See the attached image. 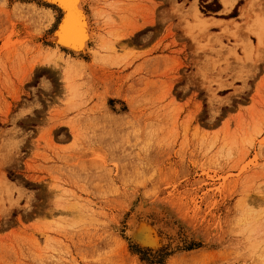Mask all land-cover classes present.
I'll use <instances>...</instances> for the list:
<instances>
[{
	"label": "rangeland",
	"instance_id": "374dc122",
	"mask_svg": "<svg viewBox=\"0 0 264 264\" xmlns=\"http://www.w3.org/2000/svg\"><path fill=\"white\" fill-rule=\"evenodd\" d=\"M229 1L89 0L73 57L0 0V264H264V7Z\"/></svg>",
	"mask_w": 264,
	"mask_h": 264
},
{
	"label": "bare ground",
	"instance_id": "6f19581e",
	"mask_svg": "<svg viewBox=\"0 0 264 264\" xmlns=\"http://www.w3.org/2000/svg\"><path fill=\"white\" fill-rule=\"evenodd\" d=\"M37 1V3H40V6H44V9L48 11L50 17H53L54 15H57L58 17L61 15V18L63 17L60 23H57L55 30L50 33L48 37V41L54 46L52 48V51H54L53 54L60 53L64 55V53H68L73 55V57L88 56L92 50L91 46L94 44L93 42H95V36L93 33L94 28L92 25V14L88 9L89 7H87L89 0ZM221 1L226 10H228L233 5L232 1ZM34 3L37 5L36 2ZM195 6L196 5H194V3L190 6V16L192 15L193 17H196L200 25L206 26L207 23H218L213 19L201 17ZM259 6L260 9L261 6L262 8L264 7V0H251L243 9V16L244 14L250 13L251 11L253 12V9L257 10V7L259 9ZM260 25L262 26V24ZM260 28L255 33L258 39H260L261 34ZM118 42L119 41L116 43ZM108 43L104 47L111 50L112 52H115L118 44H114L115 42H111V44ZM132 234L135 239L139 238L140 240L151 242L154 245H156V243H160V241L162 242V237L156 233L155 229L151 228L148 224L142 221L133 226Z\"/></svg>",
	"mask_w": 264,
	"mask_h": 264
},
{
	"label": "water",
	"instance_id": "95a60500",
	"mask_svg": "<svg viewBox=\"0 0 264 264\" xmlns=\"http://www.w3.org/2000/svg\"><path fill=\"white\" fill-rule=\"evenodd\" d=\"M62 18H61V20H62ZM134 241H135V243H137V245L141 246L142 248L147 249L148 251H155V250L159 249V246H160V243H156V245H154L151 242H148V241H145V240H140L139 238L135 239V237H134Z\"/></svg>",
	"mask_w": 264,
	"mask_h": 264
},
{
	"label": "crops",
	"instance_id": "0c3cea01",
	"mask_svg": "<svg viewBox=\"0 0 264 264\" xmlns=\"http://www.w3.org/2000/svg\"><path fill=\"white\" fill-rule=\"evenodd\" d=\"M251 0H249L248 2H250ZM248 4V3H247ZM233 5H234V3H233ZM233 5L230 7V8H232L233 7ZM229 8V9H230ZM245 8V7H244ZM227 11V10H226ZM211 19V18H210ZM214 21H220V20H216V19H213Z\"/></svg>",
	"mask_w": 264,
	"mask_h": 264
}]
</instances>
